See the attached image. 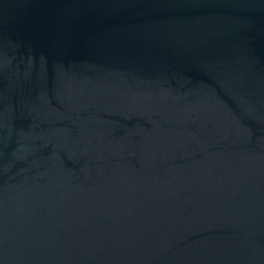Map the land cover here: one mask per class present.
I'll use <instances>...</instances> for the list:
<instances>
[{"label": "water", "instance_id": "1", "mask_svg": "<svg viewBox=\"0 0 264 264\" xmlns=\"http://www.w3.org/2000/svg\"><path fill=\"white\" fill-rule=\"evenodd\" d=\"M0 264H264V0H0Z\"/></svg>", "mask_w": 264, "mask_h": 264}]
</instances>
